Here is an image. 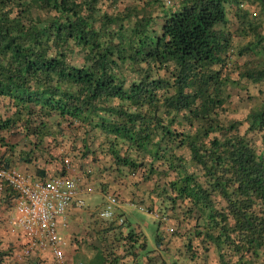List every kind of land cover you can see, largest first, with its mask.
Listing matches in <instances>:
<instances>
[{"label": "trees", "instance_id": "trees-1", "mask_svg": "<svg viewBox=\"0 0 264 264\" xmlns=\"http://www.w3.org/2000/svg\"><path fill=\"white\" fill-rule=\"evenodd\" d=\"M123 1L0 0V162L34 166V181L62 175L65 159L110 162L105 171L149 185L147 212L169 222L157 230L178 246L160 260L264 264V90L244 119H228L231 90L264 85V66L227 74L228 6L254 35L237 56L264 49L261 24L244 0H180L174 10ZM253 2L264 14V0ZM16 196L0 189V214ZM122 217L98 212L94 232H137ZM12 257L0 239V264ZM119 259L100 253L95 264Z\"/></svg>", "mask_w": 264, "mask_h": 264}, {"label": "crops", "instance_id": "crops-1", "mask_svg": "<svg viewBox=\"0 0 264 264\" xmlns=\"http://www.w3.org/2000/svg\"><path fill=\"white\" fill-rule=\"evenodd\" d=\"M1 151L0 154H3L4 151ZM11 159L15 161V158L12 157ZM39 164L41 163L39 162ZM109 165L110 162L107 165H103L102 163H98V161L97 163H91L89 160H85L81 164L75 162V165L72 167L76 175L86 177L85 182L94 188V192L92 194H81V197L85 201L84 208H70L68 210L66 228L59 229L68 245L65 252L67 262L76 264L77 260L82 258L85 262L84 264H95V257L98 254H111L112 252L120 258L116 264H134V261H132L133 255H136L135 259L137 263L135 264H176V262L171 263L166 260H160V257L165 258V253H175L178 246L172 238L166 236L168 232H160V230L157 232H89L91 227L94 229L96 226L92 222H95L97 210L100 209L99 212H101L104 207L105 200L101 191L121 194L119 197L120 204L115 209V213L119 215L124 214L122 219H125V212L130 208L128 202L138 196L137 194L135 195V193H138L136 187H139L137 179L133 182L129 178V182L128 178L125 180L122 177H118L116 173H111L110 170L105 171L104 167H109ZM15 166L23 174L35 175V167L32 165L16 163ZM41 167L45 175H48V173L50 175L58 173L56 171L58 168L55 164L44 167L42 165ZM116 189H119L121 193ZM85 197H88V199H85ZM97 198H100V202ZM12 216L13 211L8 212L6 215L0 214V232H10L11 235H20V231L14 229L12 226ZM144 226H147V224H144ZM84 230L86 232H83ZM162 237H164V240ZM140 244L141 246H139ZM184 264L193 263L184 262ZM201 264L208 263L202 262Z\"/></svg>", "mask_w": 264, "mask_h": 264}, {"label": "built area", "instance_id": "built-area-1", "mask_svg": "<svg viewBox=\"0 0 264 264\" xmlns=\"http://www.w3.org/2000/svg\"><path fill=\"white\" fill-rule=\"evenodd\" d=\"M169 7L172 0H162ZM7 186L16 193L13 201L12 226L20 231L24 241L22 255L48 251L53 264H68L67 242L59 229L67 226L68 209H82L85 201L81 194H92L94 188L85 182V177L76 175L68 159L64 160V173L42 180H32L17 169L5 168L0 162V189ZM103 219H111L120 204L116 194L104 192ZM141 213L144 209L139 208ZM161 219V218H160ZM166 222L165 218L161 219ZM123 219H120V224ZM77 264H84L78 262Z\"/></svg>", "mask_w": 264, "mask_h": 264}, {"label": "rangeland", "instance_id": "rangeland-1", "mask_svg": "<svg viewBox=\"0 0 264 264\" xmlns=\"http://www.w3.org/2000/svg\"><path fill=\"white\" fill-rule=\"evenodd\" d=\"M179 1L180 0H172L171 5L166 8L168 10L176 9L179 4ZM128 4H135V2L133 0H125L119 4V7L122 8L124 5H128ZM241 4H242V9L247 10V12L249 13L248 21H250L251 23H255V24L257 23L261 24L258 34L262 38L261 47H264V14L261 12L259 5L257 3H254L253 0H249V1L244 0ZM228 8L231 10V13L228 14L227 27L231 33V44H232L233 52L230 53V57L228 60V67H227L226 72L232 78L237 79V72L244 63H248L249 65H254V66H264V49H262V51L256 55L245 54L241 57L237 56L238 50L242 48L247 42L253 41L254 35L253 36L246 35L244 32H241L238 26V23L234 17L235 8H232L229 6ZM241 86L242 88H246V89L243 91H239L238 89L231 90L232 109H230V112H232V114L228 116V119H232V118L236 120L244 119L249 109H251V107L255 105L257 102H259V100L261 99V95L258 94L259 93L258 90L260 89L264 90V85H252V84H247L245 82H241ZM183 154L186 157L188 156L187 152H184ZM36 166L38 167L40 166V168H42L41 167L42 163L41 164L38 163ZM35 172H36V169H35ZM124 179L127 180V178L125 177ZM131 180L135 182V179H131ZM129 182H130V179H129ZM148 186L149 185L147 184L139 183V187H136L138 193H135V195L136 194L139 196L141 195V198L138 197L137 200L133 199L132 201L134 202L129 201L130 203L128 202V206L130 208L127 209V211L125 212V215H126L125 218H127L128 224H130L131 228L138 229L137 232L139 230L143 232H157L158 223L159 224L161 223L162 225L166 224L161 221V219L164 217L159 216L157 212H154L155 214L147 212L148 211L147 206L149 204L148 192L150 189ZM116 190L120 192L119 189H116ZM124 191H125V188H124ZM85 199H88V197H85ZM97 199L100 202V198H97ZM139 208L144 209V212L141 213L139 211ZM99 210H97V213L99 212ZM9 212H12V210ZM160 212H161V209H160ZM114 215H115V212H114ZM159 217H161L160 219L161 222H159V219H158ZM172 218L173 217L171 216V219ZM165 221L168 222L166 219ZM92 223L96 226L94 227V229H92L91 227V230L89 232H94L99 229V225L95 224L94 222ZM144 224H147V226H144ZM169 227H170V224H167L165 230L168 231ZM83 232H86V230H84ZM20 236L21 235L19 234L11 235L10 232H0V239L3 240L5 243L10 244L13 247L12 264H29L30 262L32 263V261L38 262V264H53L51 254L48 251L35 252L33 255L27 256V257L23 256L22 249L24 246L23 245L24 241L22 238H19ZM78 262L85 263L82 258L78 259L76 264Z\"/></svg>", "mask_w": 264, "mask_h": 264}]
</instances>
